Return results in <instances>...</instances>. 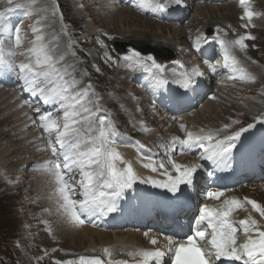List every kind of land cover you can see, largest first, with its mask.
<instances>
[{
  "label": "snow or ice",
  "instance_id": "1",
  "mask_svg": "<svg viewBox=\"0 0 264 264\" xmlns=\"http://www.w3.org/2000/svg\"><path fill=\"white\" fill-rule=\"evenodd\" d=\"M34 2L35 0H23V2L14 4V0H6L8 7L5 10H0V74L6 70L15 72L23 81L24 91L39 98L45 105L57 104L63 110L61 117L54 116L51 112L42 113L38 117L40 128L48 134L47 144L55 159L46 161L36 170L46 172L55 184L53 195L62 201L59 209L64 221L83 226L94 217L101 218L118 213L120 202L126 191L132 189L138 181L139 183H149L156 188H164L172 197L177 198L183 194L182 185L193 187L196 173L201 167L199 164L182 167L170 160L169 163L172 164L177 175L173 177L165 171L163 174L167 176L166 182H157L154 179L141 178L137 175L132 165L125 162L116 150L115 137L118 135V131L115 123L107 115L96 119L100 111L99 97L90 98L92 86L89 84L82 89L77 87L82 81L77 80L74 75L77 70L75 65L63 64L62 67H57L58 64H62L66 55L65 53L56 54L58 45L53 44V47L49 48L48 45L41 43L44 37L37 35L33 46L28 49L30 55L27 62L19 64L15 62L14 58L17 55L15 49L21 47V28L18 25L13 29L6 21L16 9H23L25 16H31L33 14L31 5ZM112 2L114 3L115 0ZM150 2L155 10L167 12L172 5H181L183 0H167V2L150 0ZM246 3L247 0H240V4L244 8V16L241 19L247 18L248 21H251L255 14L245 6ZM34 31H39V29H34ZM55 39V37L52 38V40ZM254 39V36L248 35L242 36L236 41L223 39L217 41L223 53L224 67L231 73L240 72V78L249 82L254 81V77L249 76L243 68L237 67L240 61L235 55L230 54L229 50L238 45L240 51H244L247 48L244 41ZM52 40L49 43H52ZM200 50L201 45L197 43L196 51ZM139 57V53L133 52L132 58L125 56L124 59L126 61L131 59L132 63H140ZM108 58L111 60V57ZM146 60L151 61L150 64L144 65L146 70L149 72L152 69L156 70L153 76L156 82L154 88L167 84V79L163 76L166 70L164 66L152 56H148ZM132 63H128L127 66L131 68ZM180 66L183 67V64ZM209 70L213 75H219L215 66L211 64H209ZM203 75L204 73L198 68L182 73L181 78L177 81L179 84L178 95L184 97L189 92H195L199 86L197 78ZM257 122L264 123V117L259 118ZM252 127L254 125L249 124L247 128L242 127L231 135H224L223 139H220L218 138L219 132H205L204 129H200L198 133L186 131L185 125L181 124L180 129L185 132V139L180 140L179 137H176L172 144L179 143L184 149L198 147L203 150L202 159L211 161L219 168L227 169L230 167V156L237 147V142L242 134ZM53 132L56 133L54 140L51 135ZM139 147L143 148L144 145H139ZM117 162L126 164V166L118 168ZM143 167L156 172L158 169H164L165 165L164 163L155 165L150 162L144 164ZM77 172L80 177L77 183L81 199L74 198L77 189L70 183ZM206 195L209 198L220 200L224 193L217 190L208 191ZM244 203L250 205L253 210L264 217V206L247 198ZM240 207H242L241 201L225 199L221 209L213 210L204 207L201 210L197 223L206 221L207 227L211 229V239L208 241L210 248L207 251L203 250L202 246H198L197 240V238L201 241L205 239L206 230L198 228L195 236H189L186 243L174 244L170 237L167 238V251L173 253V264H212L210 257L213 255L216 260L223 258L239 262V264H264V231L257 230L259 239L248 236L251 229L257 228L256 220L249 218L239 221L244 235L248 239L243 244H237L236 234L240 229L234 226L228 217L234 209ZM151 243L155 245L157 241L152 239ZM104 254L111 257L112 252L109 249H104ZM134 255L141 256L145 264L150 259L155 261V264H161L165 252L161 250L139 251ZM66 264H74V262L68 261ZM79 264H104V261L95 257H81Z\"/></svg>",
  "mask_w": 264,
  "mask_h": 264
},
{
  "label": "bare ground",
  "instance_id": "2",
  "mask_svg": "<svg viewBox=\"0 0 264 264\" xmlns=\"http://www.w3.org/2000/svg\"><path fill=\"white\" fill-rule=\"evenodd\" d=\"M256 2H257L256 9L259 7L261 9H263V11H264V0H260V1L257 0ZM245 6L247 8L250 7L249 4H246ZM104 11H105L104 9H100V11L95 12L91 8L87 9V7H86L83 10H80V11H77V12L73 11V12L75 13L76 18L77 17L80 18L81 23L87 25L88 28H85V27L84 28L87 29L88 31H89L90 27L93 28V26L98 27V26L102 25L101 27L104 30H106L110 35L123 37L125 40H129L128 43L131 42V43L139 44V42H133V41H130V39H134V40L145 39V40H148V41H149V39H152V41H153V43H151L152 45H159L160 44V45H162L164 47H168V48H170V46H174L173 48H175L176 44L178 43V42L175 43V44L172 43L173 40L175 39L174 38L175 36H172L169 33L173 29V27H171V26L169 27V26H165L163 24H158V23H155V22H153V21H151V20H149V19H147L145 17H140V16L136 15L135 13H133L132 10H130L128 8H121V9L117 10L116 12H114V11H112V12H104ZM81 12L89 13V15H92V17H95V18L91 19L92 20L91 21L88 18H85L84 16L80 15ZM194 12H195V19L197 21H198L199 18L201 20H205L202 23V24H204L203 28L215 26V23L220 22V21H222V22L232 21L234 19V17L236 15H238L236 10H235V5L233 3H232V5H226V6H222L220 4V6H217V5L207 6L206 5V6H202V7H196L194 9ZM87 20H89V22H86ZM94 21H97V22L101 21V23L95 24ZM263 23H264V20L261 19V18L258 21H256V20L253 21V25L259 24L260 27H264ZM110 26H113L114 28L111 29V28H109ZM176 30H177V28H176ZM253 32H255V31H253ZM148 33H149V36H148L149 39H146V38L142 37V35H146ZM259 33H260V31H259ZM183 37H184V34H177V38H183ZM145 44H147V43H145ZM162 46H158L157 48H154L153 46H152V48H151V46L150 47L148 46V47H149V49H152V50L155 49L157 51H161V52H164V53L166 52V50H168L169 52L167 54H164V56L159 55V58H160V60H162L164 62H168V61L173 60L174 58H172L170 60H168L167 58H168L169 55H174L175 51H173V50L170 51L169 49H165ZM26 57L28 59L29 56L26 55ZM33 59H34V57H33ZM70 60H71V64L75 65V61L72 58ZM61 65H63V63L62 64H58L57 67H60ZM85 68H86V66H85ZM250 68H251L252 71L254 70V68L252 69V65H250ZM247 70L249 72V69H247ZM122 76H124V77L126 76V77L129 78L130 77V73L128 74V76H127V73L122 75ZM262 80L264 81V76H262ZM82 88H84V86L81 87V89ZM6 92H7V90H3V89L0 88V124H3L2 125L3 126L2 129H7V128H9V129H7L5 131L4 135L6 137L3 136V138L0 139V143L3 142L4 139L8 138L6 141L3 142V144H4L5 142H8V140L11 137H14L16 140H18L21 143L20 144L21 150H23V149L24 150H29V152L33 153L30 150V143L27 146L25 145V143L27 141L31 140V138H32L31 135L29 133L25 132V131L20 132L18 135H15L16 131H18V126L20 125V123L18 122V119H17V116H18L19 112L15 111L14 104L6 96L7 95ZM98 92H97V96H99V101H100L102 98H101V95ZM116 93L119 96H116L115 99L111 98V97H107V103L110 104L111 108L116 103L120 104L121 112L116 113V117L115 118L116 119L117 118L121 119L120 117H121L122 113L124 112V111H122V108H123V106L126 107L125 105L128 106V104H129L128 101L131 100V98L124 91H122L123 94H121V90L120 89H118V91ZM27 94L29 96H31L28 92H27ZM230 95H229V98H231ZM232 96L234 97V95H232ZM41 105H42V107L39 108L40 114L48 112L46 110V107L48 105L50 106L51 104L45 105V104H43L41 102ZM213 105L214 104L209 103L205 107L203 106V108L198 111L197 116L201 113V117H202V120L200 122L212 121L211 119H205V115H206V111L210 108V106L213 107ZM217 105L220 106V103L217 104ZM255 105H256L257 108H254V109H256L257 112H260L259 107L261 108V103H255ZM99 106H100V111L98 112V114L96 116L97 119L103 118L105 116L104 112H107L105 110L106 109V105L105 104L99 103ZM129 108H130L131 111L133 110L132 104L129 105ZM210 110H211V112L209 114H211V115L219 114V116H221V114H224L223 110L220 113H216L212 109H210ZM237 112H239V114H240L242 111L239 110ZM107 113H108L107 114L108 117L110 118V113L111 112H107ZM254 114H255V112H254ZM194 115L195 114H193V116ZM254 116H256V115H254ZM184 118H188V121L191 119L189 117H184ZM194 119H195V117H194ZM217 121L218 120H216L214 122H217ZM138 138L141 141L147 140V138L145 136H139ZM115 140H116V150L121 154V156H122V158H123V160L125 162L132 164V167H133V163L140 162V159H138V160H136V161H134L132 163L129 160L130 157L132 156V152H133V143H131V142H126L125 143V141H124V139L122 137H116ZM125 147H127V149ZM10 148L11 147H9V146H2V148H1L2 153L0 154V172H1L0 175L2 174L3 181H4V178H5L3 175L9 171L8 166H7V164H9V163L7 162L8 158L5 159V157H2V155L8 154V151L10 150ZM15 153H16V155H17V153L19 154V152H15ZM15 153H13L14 157H16ZM22 153H23V151L21 152V154ZM21 154H19V155H21ZM17 157H18V155H17ZM34 158H35V156L32 159H34ZM20 165H21V163H20ZM117 167L124 168L123 164H121L119 162H117ZM9 172L7 174H9ZM155 173H157V172H155ZM141 174H145V173L141 172ZM152 176H153L152 174H145L146 178H149V177H152ZM0 178H1V176H0ZM5 180L8 181V180H12V179H9L7 177ZM15 181H18V180L16 179L13 182H15ZM18 183H20V182H18ZM4 184H5V182H4ZM20 184H24V182H21ZM3 187H4V189L5 188H7V189L10 188L8 185H5ZM28 187H29V184H28ZM133 188H145V186H144V183H140V185L135 184L133 186ZM147 190H149V189H147ZM243 190L247 191V192H249V190H252V192L256 190V192L254 193L253 197H257V199L259 201H261L260 204L262 206H264V190L261 188V186H259L258 188H255V190L252 189V188L242 189V191ZM11 191H13V188L11 189ZM150 195L152 196V192L151 191H150ZM61 223H60V227L62 225ZM62 226H63V229H62V227H61V229L57 228V233L59 232V234H60L59 236L61 237V239L63 241V244L60 245V247L66 248V249H69V250H73V251H81L83 249L94 248L95 245L107 246V245H111V244H113L114 242H117V241H121V242L127 243V244L131 243V244L137 245V247L138 246H141V247L148 246V243L144 242V239L141 237V234H135V233H130V232L117 233V234H107V233H104V232L97 231L96 229L87 228V227H85V228H83V229H81L79 231H77V230L76 231H72L70 228H68L69 225H67V226L62 225ZM252 230H254V229H252ZM60 231H61V233H60ZM90 258H93V257H90ZM69 260H70V258L66 257L64 260H62V262L69 261Z\"/></svg>",
  "mask_w": 264,
  "mask_h": 264
},
{
  "label": "rangeland",
  "instance_id": "3",
  "mask_svg": "<svg viewBox=\"0 0 264 264\" xmlns=\"http://www.w3.org/2000/svg\"><path fill=\"white\" fill-rule=\"evenodd\" d=\"M63 2L65 3L64 0H63ZM221 5L222 6L232 5V3L231 2H227V3H222ZM37 6L42 7V8H49V2H48V0H38L37 1ZM63 8H64L65 13L68 15V19H70L71 16H72V18H73V20H75V22L82 24L83 27H85V28H88L87 25L81 23L80 18H78V17L76 18L75 13L73 11L71 12V16L69 15L70 8L68 7V5L66 3H65V6H63ZM42 15H44V19L41 18V17H38L36 15L34 16V19L36 20V24L30 25V28L33 31H34V29H39V31H34L35 36L42 35L44 37V40L41 41V43H44V44L48 45V41L49 40H52L53 37L59 36V34H54L53 35V30L54 29L55 30H58L59 27H58V25H57L56 22H53L52 21V17L49 15L48 12H42ZM80 15L84 16L85 18H90V19H94L95 18V17H92V15H89V13H85V12H81ZM192 16H193V19L196 20L195 19L194 9L192 10ZM235 18H236V16L234 17V19L232 21H234ZM260 18L264 20V15H262ZM204 21L205 20H201L200 23H203ZM232 21H226V22L227 23H230ZM226 22L220 21V22L215 23V25H217V24L224 25V24H226ZM94 23L95 24H98V23H101V21H99V22L94 21ZM45 24H46V28H44V25ZM101 26L102 25H100L98 27H101ZM109 28L113 29L114 27L113 26H110ZM207 28H210V27H207ZM90 30H92L91 27H90L89 31ZM253 31H255L253 33V36L255 37V39L251 43L254 44L253 47L258 52L257 55L258 56H261V55L264 56V37H263L264 36V32H263L264 31V27H260L259 24H258L257 30H254L253 29ZM259 31H260V33H259ZM73 33H74L73 34L74 35L73 39L76 40L77 43H78L77 45L76 44H73V45L76 48H81L80 53L85 54L86 51H89L90 49H92V47L90 45H88V43L86 41L78 40L77 39V36H76L78 34L77 31L74 30ZM169 33L172 36H175L174 37L175 39L172 42L173 44H175L177 42H178L177 44H180V43L181 44L183 43V45L185 44L184 37L183 38H177V34H184L183 30H181L180 28H177V30H176V28H173ZM61 35L64 36V38L62 40L64 42V44L61 46V50H63L65 53H68V51H69L68 44L71 43V42L68 41V38H67L66 35H64V34H61ZM148 36H149V33L146 34V35H142V37H144L146 39H149ZM122 39H124V38L122 37ZM21 40H22V36H21ZM34 41H35V39H33L32 41H30V44L28 46L29 49L33 46ZM52 41L55 42V40H52ZM121 41H123L125 43L129 42V40H126V41L125 40H121ZM130 41L139 42V45H141V43H144V44L147 43L145 45H147L149 47L151 46V48H152V46L154 48H157L158 46H162L160 44L159 45H152L151 44V43H153L152 39H149V41L148 40H145V39H140V40H138V39L137 40L130 39ZM258 42H259V44H258ZM48 47H49V45H48ZM162 47H164V46H162ZM173 47L174 46H170V48H168V47H164V48L165 49H169L170 51H172V50L175 51L176 50V47L175 48H173ZM95 51L96 50H94V52ZM256 51H254L253 49H251L248 52V56L250 58L253 57L254 59H260V58H258L257 56L254 55V53ZM59 52H60L59 50L56 51V54L58 55ZM101 52L104 53L103 50H101ZM26 55H28V54H26ZM29 55H30V53H29ZM79 58H80V60L79 61H76V65L77 66H81V68H83L85 66V62H84L85 59L83 60L81 57H79ZM62 63L65 64L64 62H62ZM68 64H71V60L68 62ZM90 68H92V64H90V66H88V69H90ZM126 68L127 67L123 63H120V62L117 63V62H115L113 69L117 73V76L115 78H111V80L109 78L108 80H105L104 79L102 81V82H106L107 83L106 88L108 89V91L105 92V94L103 96H101L102 99L99 101V103L105 104L106 105V109L105 108L104 109L107 112H111L110 113V118H109L110 120H113V119L115 120L116 119L115 118L116 117V113L121 112V106H120L119 103H116L111 108L110 107V104L107 103V97H111V98H114L115 99L116 96H119L116 93L118 91V89L121 90V94H123L122 91H124V92L126 91V88L130 84V77L128 78L126 76L125 77L122 76V75L128 73V72H126L127 71ZM253 68H254V66H252V69ZM81 72L83 73L84 76L81 75ZM79 73H80V75L77 76L79 80H83L84 79V81H82L83 83H87V84H90L91 83V81H89L87 79V77L85 76V74H84V72L82 70ZM92 77L95 78L96 77V74L93 75ZM262 83L264 84V81ZM87 84H86V86H87ZM257 84H259V83H257ZM257 84L252 83L250 87L253 88V87L257 86ZM93 85L94 86H97V82L95 81L93 83ZM86 86H84V88ZM98 91H102L101 88ZM98 91L91 92L90 93V98L91 99H95L96 97H99V96H97V92ZM109 91L111 92V94L108 93ZM245 92L247 93V95H249V100H252L253 98H256L257 96H260V95H262L264 93L260 89L257 90V91H255V92H251V93L248 92V91H245ZM230 94L229 95L231 96L232 99L229 98V95H227L226 96V99H223L222 102L220 103V106L219 105H213V107L210 106V108L206 111L205 119H211L212 121H207V122H214L216 120L221 121V120L225 119V117L227 115H231L233 112H237V111L241 110L240 108L238 109L235 106H230L228 104V100H233V96L232 95L236 96V94H234V93H230ZM241 94L242 93H240V95H238V97H241ZM256 99H253V101H255ZM234 101L236 102V100H234ZM242 101L245 102V98H242ZM259 103H262V102L260 101ZM246 105H248L246 109H248L249 106L251 107L250 103L248 104V102H246ZM125 106H127V105H125ZM210 109L214 110V112H216V113H220L223 110L224 111V114H221V116H219V114H217V115L216 114L211 115V114H209L211 112ZM252 109L254 110V108H252ZM241 111L244 112L245 111V108L242 109ZM107 112H104V114L107 115L108 114ZM254 112H257L256 109H255ZM260 112H264V111H260ZM197 113H198V111L195 112V115L193 116V118L189 120L190 122L196 121L197 123H199L202 120L201 113L198 116H197ZM194 117H195V119H194ZM203 122H205V121H203ZM114 123H115V126H116L117 125L116 122H114ZM2 125L3 124H0V139H2L3 136H5L4 135L5 131L7 129H9V128L2 129L3 128ZM7 139L8 138L4 139V141H6ZM3 142L0 143V154L2 153V150H1L2 146H9V147H11L10 150L8 151V154L2 155V157H5V159L8 158L7 159V162L10 164V165L7 164L8 169L10 171V172L8 171L9 174H7L8 173L7 172L3 176L5 177V179L7 177L9 179H12V180H8V181L9 182H11V181L13 182L14 180H16L15 175H13V174H14L15 170L17 169V167L20 165V163L23 164L25 162L34 161L37 158V156H36V154L29 152V150H24V149L21 150V147H20V144L21 143L18 140H16L14 137H11L8 140V142H5L4 144H3ZM22 151H23V153L21 154ZM15 152H19V154H21V155H19L17 153V155H18L19 158L17 157V155H16ZM13 153H15L16 157H14V154ZM26 155H28V157L26 158L27 161L26 160L25 161L24 160H21V157L26 156ZM34 156H35V158L32 159ZM15 159L16 160H20V163H17L16 162L14 164V160ZM0 176H2V174ZM5 181H3L2 177L0 178V248H1L0 251L2 250V254H4L5 257L7 258L6 264H20V262L16 258L17 252L11 246V243L14 242V240H15V242L17 241V243H18L19 249H21L23 246L27 247L28 236L30 237V234H31V233H29V230L26 231L25 229H23L24 227L22 226L23 223H22L21 220L22 219L26 220V214H25L26 212H25V210L22 207L23 206L22 205L23 204V199L25 198L27 201L28 200L33 201L34 193L37 194V192H40L42 190V188L40 186H38L37 182L35 184L28 183L29 184V190H28L27 193H25V195L23 197V194H21V192H20V195H16L15 189H17V186L24 187L26 185L28 186V184H26L25 182H24L25 185L24 184H20L21 182L20 183L13 182L14 183V187H13V190L14 191H11V189H7V188L4 189L3 186H5V184H4ZM8 181H6V182H8ZM17 182H19V181H17ZM252 198H253V196H252ZM18 208L21 209V210H19ZM28 213H30V211H28ZM56 224H57V228L61 229V227H62V229H63V226L62 225L60 227V223H56ZM60 233H61V231H60ZM58 235H60L59 232H58ZM42 243H43V241H42ZM51 252H52V249H51ZM30 256H31V254H30ZM21 261H23L24 264H30L25 259L24 256L21 257Z\"/></svg>",
  "mask_w": 264,
  "mask_h": 264
}]
</instances>
